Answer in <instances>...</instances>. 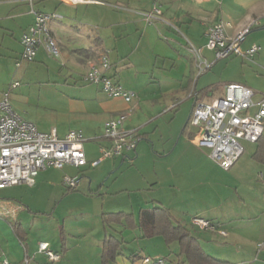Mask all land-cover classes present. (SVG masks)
Instances as JSON below:
<instances>
[{
    "label": "crops",
    "instance_id": "obj_1",
    "mask_svg": "<svg viewBox=\"0 0 264 264\" xmlns=\"http://www.w3.org/2000/svg\"><path fill=\"white\" fill-rule=\"evenodd\" d=\"M0 1V5L5 3L13 7H20L18 5L22 3L30 4L28 0ZM37 1L42 0H35L34 7ZM63 2L72 10L65 11L64 6H61L65 13L68 12V16L51 20L49 27L64 58L63 65L71 77L63 81L66 88L55 97L59 120L50 125L37 122V127L49 131V128L55 126L60 135L71 129L81 130L85 141L94 140L100 151L102 146L109 145V140L104 136L106 121L134 107L123 123L124 128L136 130L139 139H148L159 131L163 138L162 145L157 148L153 143V148L159 157L164 158L155 177L141 174L137 178L139 184L141 181L143 184L136 189L143 188L151 195L148 199L145 197L132 202V208L138 206L139 213L141 208H148L142 204L151 202L149 207L162 204L170 209L176 222L191 231L208 254L229 264H264V163L254 157L257 142L255 147L252 144L246 148L252 141L247 142L238 160L225 169L212 160L208 148L195 142V133L189 128L185 132L182 129L180 133L179 130L169 128L166 133L164 124L166 115H176L178 109L172 106L176 99L194 98L188 121L196 100H206L221 93L224 85L230 82L250 86L254 90V100L259 102L262 99L263 96L256 97L261 91L248 83L250 79L254 86L260 88L258 81L251 79L245 72L239 75L228 68L238 66L243 70L256 66L264 70V0ZM155 6L160 8L161 13H155L148 19L145 14L153 11ZM23 10L19 8L17 13L21 14ZM33 14L27 15L30 18L27 26L34 23ZM220 20L226 22V34L230 38L256 21L239 45L242 50H246L256 44L259 50L252 57L242 55L232 58L236 55L232 54L228 56L230 58L225 57V62L219 63L214 51L206 46V31ZM182 27L186 30L182 31ZM189 42L199 47L203 56L213 62L212 65L218 62L216 69L224 64L222 67L228 69L224 79H212L209 75L199 79L201 74L197 73ZM45 51L44 44H41L38 52ZM210 51L214 57L212 60L208 57ZM104 53L111 64L108 73L125 88L135 92L131 101L122 96L109 95L100 85L86 79L88 70L99 63ZM78 77H82V80ZM256 108L257 105L253 106L250 112ZM175 138L177 140L173 143ZM137 149L138 145L123 154L101 161L105 163V168H110L119 163L122 155L123 162L127 158L133 159V152H136L135 157L139 156ZM175 150L181 158L169 159ZM86 155L88 163L81 167L94 166L91 164L93 156H89L87 150ZM131 162L134 163V160ZM81 167L75 168L80 169L81 173L84 171ZM63 176L61 182L65 186ZM227 177L234 180L235 193L226 190L229 187L226 185ZM45 178L40 170L32 186ZM201 187L203 193L199 194ZM129 188L125 186L118 190H132ZM100 190L92 192L102 197L103 191ZM125 208L121 205L109 209L104 202H97L92 210H95L96 219H101L102 227L93 230L94 242L85 235L87 231L62 228L59 239L49 240L51 248L59 252L61 257L50 260L47 254L39 250L38 238L42 236L41 233L32 231V237L29 238V228L19 220V213L24 207L0 199V252L14 264H103V241L106 236L116 235L123 240L121 252L108 264H140L139 258L144 255L167 256L171 264H183L184 256L179 254L177 242L168 244L160 235L144 237L138 227H129L124 222L113 223L108 228L104 226L102 215L109 211L132 212L137 220L138 213ZM193 216L211 220L225 229L227 234L218 230L200 229L191 223ZM14 223L20 226L18 232ZM41 240L48 239L43 236ZM124 244H127L125 248ZM136 253L139 255L134 256Z\"/></svg>",
    "mask_w": 264,
    "mask_h": 264
},
{
    "label": "rangeland",
    "instance_id": "obj_2",
    "mask_svg": "<svg viewBox=\"0 0 264 264\" xmlns=\"http://www.w3.org/2000/svg\"><path fill=\"white\" fill-rule=\"evenodd\" d=\"M18 6L20 7H13L5 3L0 5V99L5 94H9L12 106L19 115L41 125H50L59 120L55 97L66 88L63 81L71 77L70 72L63 65L64 58L61 50L58 55L48 51H45V53L37 51L36 56L32 60L23 57V47L20 43V38L25 31H29L30 25H27L30 18L27 15H32L33 13L30 4L23 5L22 3V5ZM61 6H64L63 9L65 11L72 10V7L67 6L61 0H42L35 3L37 10L67 17L68 12L65 13ZM19 8H24L21 14L17 13ZM33 16L35 20V15L33 14ZM24 28L26 29L23 31ZM185 30L182 27V31ZM236 56L242 55L236 54L231 57ZM208 57L212 60L214 58L213 53L208 54ZM225 59L227 58L218 59L219 63L221 61L225 62ZM217 64L212 65L211 68L202 73L199 79L202 80L203 77L208 75L212 79H224L228 69L232 73L239 75L245 72L251 79L261 84V87L257 88V86H254L253 81L248 80L250 85L261 91L257 93L256 97L264 96V70L256 66H253V68L246 67L243 70H240L238 66L225 69V67H222L224 64L216 69ZM78 78L82 80V77ZM16 81L19 84L12 87V83ZM193 100V97H183L174 101L175 109L178 110L175 117H173V113L165 116L166 133L169 128L173 131L179 130L180 133L187 121ZM53 127L55 126H52L49 130ZM189 129L194 133L197 132V127L193 124L189 125ZM176 138L173 139V143L176 142ZM162 141L163 138H161L159 131L150 135L148 139H138L137 151H139V156L135 157L136 152H133V159L127 158L123 162L122 155L119 163L113 167L110 166V168H105V163L99 161L94 166L81 167L84 170H81L83 171L81 173L80 169L69 164H66L63 169L54 167L42 169L41 172L47 178L33 186L27 183L8 185L0 189V199L13 201L24 207L23 211L19 213V220H22L29 228V238L32 237L31 233L33 231L36 234L41 233L40 235L42 236L40 237L43 238L45 236L48 239L46 241L49 242V240L59 239L62 228L64 230L71 228L73 230L87 231L85 235H88L90 237L89 240L94 242L93 230L102 227L101 219H96L95 210H92L97 202H104L109 209L124 205L127 211H134L137 214L139 208H137L138 206L132 208V202L150 197L149 195L151 194L146 193L143 188L140 190L136 189L138 185L143 184L142 181L139 184L140 182L137 178H140L141 174H145L148 177L150 175L152 178L157 175L161 160L164 157H159L157 152H155L153 143L157 145L155 147L159 148L162 145ZM84 144L89 156H93V159L100 157L101 152L98 150V144L94 140H86ZM252 144L254 147L256 146V142H251L247 144L246 148ZM178 158H181V156L180 154L178 156L176 150L169 157L171 160H178ZM132 160H134V163L131 162ZM64 171L71 175H77L79 180H82L79 182L77 190L69 191L62 184L61 180ZM218 175L222 176L221 174ZM162 185L164 184L162 183ZM226 185L229 186L226 189L228 192H236L234 180L231 181L227 177ZM125 186L130 187L129 189L132 190H118ZM101 187L102 190H100ZM97 189L103 191L102 197L92 192ZM198 192L202 194L203 188L201 187ZM231 200L232 198L228 202ZM142 205L149 207L151 202ZM40 237L38 238V245ZM123 246L125 248L127 244Z\"/></svg>",
    "mask_w": 264,
    "mask_h": 264
},
{
    "label": "built area",
    "instance_id": "obj_3",
    "mask_svg": "<svg viewBox=\"0 0 264 264\" xmlns=\"http://www.w3.org/2000/svg\"><path fill=\"white\" fill-rule=\"evenodd\" d=\"M28 1L35 21L29 31H25L21 37L23 57L34 59L41 44H44L49 53L58 55L60 48L50 30L49 22L61 18L62 15L37 10L33 4L35 0ZM62 1L75 4L92 0ZM155 13H161L160 8L155 6L153 11L145 15L151 19ZM254 23L247 25L233 38L226 34L225 21L220 20L210 25L206 31L207 48L214 51L216 59L232 54L252 57L259 50V46L254 44L242 50L239 42ZM188 46L194 54L197 73L202 74L213 62L203 56L201 49L196 45L189 42ZM110 67L111 64L104 53L100 56L99 63L92 66L85 77L90 82L100 85L109 95L122 96L125 100L131 101L135 92L116 81L108 73ZM18 84L16 81L12 83V87ZM192 93L193 91L189 94ZM255 105L256 110L250 112ZM133 108L106 121L104 136L109 140V145L101 147V155L91 161L92 165H96L103 158L117 156L136 147L139 139L136 130L125 129L123 126ZM191 124L197 127L194 134L195 142L208 148L209 156L220 166L228 169L242 155L247 142H255L263 135L264 96L256 102L254 90L250 86L237 82L227 83L221 93L206 100H196L191 112ZM84 143L85 137L78 129H71L64 135H60L56 127L49 131L40 130L36 123L16 112L9 94H5L0 99V188L15 183L32 185L38 172L48 167L63 168L66 164L75 167L86 165L88 159ZM63 183L69 189L77 188L79 177L65 173ZM191 222L200 229L218 230L222 234H227L225 229L202 216H193ZM39 250L47 254L50 260H58L61 257L46 240L39 242ZM0 260L2 264H14L1 252ZM139 261L140 264H171L166 256L144 255Z\"/></svg>",
    "mask_w": 264,
    "mask_h": 264
},
{
    "label": "trees",
    "instance_id": "obj_4",
    "mask_svg": "<svg viewBox=\"0 0 264 264\" xmlns=\"http://www.w3.org/2000/svg\"><path fill=\"white\" fill-rule=\"evenodd\" d=\"M195 103L193 107L195 106ZM190 124L191 114L189 120L183 127L184 132L187 131ZM255 142H257V147L254 151V157L264 163V137L261 136ZM74 189L76 188L69 190ZM102 220L106 228L112 227L113 223L124 222L129 227H138L144 237L160 235L164 237L168 244L177 242L180 247L179 254L184 256L183 264H229L225 260L218 259L208 254L191 231L184 225L176 222L170 209L162 204H156L148 208H141L137 220L132 212H125L122 210L104 212ZM14 228L16 232H18L20 226L17 223H14ZM122 243V238H119L116 235L105 237L102 244L103 264H108L116 258L121 252ZM133 255L136 256L139 255V253Z\"/></svg>",
    "mask_w": 264,
    "mask_h": 264
}]
</instances>
